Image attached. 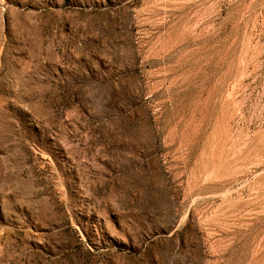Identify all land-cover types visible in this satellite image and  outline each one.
<instances>
[{"label": "rangeland", "instance_id": "1", "mask_svg": "<svg viewBox=\"0 0 264 264\" xmlns=\"http://www.w3.org/2000/svg\"><path fill=\"white\" fill-rule=\"evenodd\" d=\"M0 264H264V0H0Z\"/></svg>", "mask_w": 264, "mask_h": 264}]
</instances>
